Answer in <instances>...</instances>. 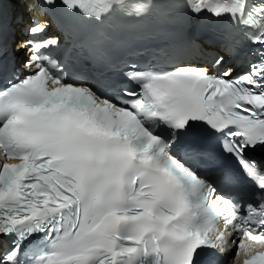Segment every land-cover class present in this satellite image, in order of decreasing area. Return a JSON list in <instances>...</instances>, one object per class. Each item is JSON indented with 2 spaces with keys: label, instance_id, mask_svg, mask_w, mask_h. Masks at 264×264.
Segmentation results:
<instances>
[{
  "label": "snow or ice",
  "instance_id": "1",
  "mask_svg": "<svg viewBox=\"0 0 264 264\" xmlns=\"http://www.w3.org/2000/svg\"><path fill=\"white\" fill-rule=\"evenodd\" d=\"M7 2L26 60L4 55ZM160 6L0 0V264H264V0H183L223 29L200 64L125 60L103 90L72 77L109 21ZM207 139L236 163L218 179L197 167Z\"/></svg>",
  "mask_w": 264,
  "mask_h": 264
}]
</instances>
